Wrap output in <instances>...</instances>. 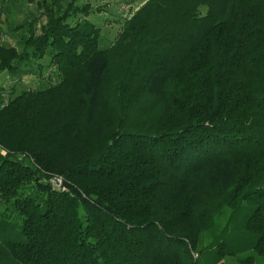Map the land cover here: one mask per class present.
<instances>
[{"label": "trees", "instance_id": "trees-1", "mask_svg": "<svg viewBox=\"0 0 264 264\" xmlns=\"http://www.w3.org/2000/svg\"><path fill=\"white\" fill-rule=\"evenodd\" d=\"M29 1L0 73L59 78L0 89V264L264 261V0H146L107 48Z\"/></svg>", "mask_w": 264, "mask_h": 264}, {"label": "rangeland", "instance_id": "rangeland-1", "mask_svg": "<svg viewBox=\"0 0 264 264\" xmlns=\"http://www.w3.org/2000/svg\"><path fill=\"white\" fill-rule=\"evenodd\" d=\"M146 0H76L77 7L89 4L88 15L77 11L71 14L67 21L71 25L83 23V19L91 22L99 30V47L107 48L113 45V42L120 33L123 26L130 16L145 2ZM37 8L34 3L29 0H0V27L2 30L1 43L7 46H14L18 50L22 48V37L26 35L27 26L11 30L13 26L22 25L25 21L29 22L36 17ZM43 18H39L37 25L41 24ZM36 25V26H37ZM37 31V30H36ZM37 64H40V69ZM29 69V72L22 74H10L7 71L0 73V89L3 91L1 98L7 97L9 89L13 90L14 95L23 89H31L46 86L50 82L55 83L58 80L56 67L50 62V57L45 56L42 59L22 67L21 71ZM116 71L112 73L111 78L117 76ZM5 206H0V211H4ZM9 212V210H7ZM10 219H17L15 213L10 214ZM18 220V219H17ZM225 264H237L233 258H226ZM264 261L260 257H255L253 264H263Z\"/></svg>", "mask_w": 264, "mask_h": 264}, {"label": "built area", "instance_id": "built-area-1", "mask_svg": "<svg viewBox=\"0 0 264 264\" xmlns=\"http://www.w3.org/2000/svg\"><path fill=\"white\" fill-rule=\"evenodd\" d=\"M49 183L56 190H62L63 189V179L60 176H52V177H50Z\"/></svg>", "mask_w": 264, "mask_h": 264}]
</instances>
